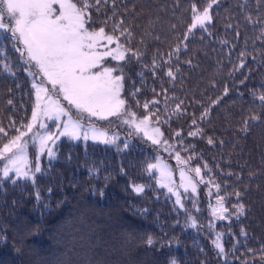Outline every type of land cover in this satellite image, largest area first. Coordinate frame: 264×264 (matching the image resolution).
I'll use <instances>...</instances> for the list:
<instances>
[{
    "label": "trees",
    "instance_id": "1",
    "mask_svg": "<svg viewBox=\"0 0 264 264\" xmlns=\"http://www.w3.org/2000/svg\"><path fill=\"white\" fill-rule=\"evenodd\" d=\"M209 2L90 0L96 6L89 11L91 28L131 34L119 41L131 49L129 59L115 62L124 68L121 96L138 117L155 113L150 120L163 139L176 141L209 176L211 195L202 185L197 208L186 200V213L157 183V171H145L157 158L175 166L173 157L148 138L127 134L133 130L116 118L93 120L133 135L129 147L121 139L109 145L63 138L56 158L43 155L35 183L5 180L0 264H169L173 257L177 264H264V103L258 99L264 95V0H218L206 28L189 33L192 4L203 10ZM5 46L15 74L0 70V127L7 133H0V147L31 121L35 103L20 54L0 37ZM151 101L157 103L145 109ZM133 184L145 191L135 193ZM217 196L230 212L244 205L238 219L218 221L226 257L217 254L208 225ZM188 215L199 228L186 227Z\"/></svg>",
    "mask_w": 264,
    "mask_h": 264
},
{
    "label": "snow or ice",
    "instance_id": "2",
    "mask_svg": "<svg viewBox=\"0 0 264 264\" xmlns=\"http://www.w3.org/2000/svg\"><path fill=\"white\" fill-rule=\"evenodd\" d=\"M99 2L100 0H96V4ZM217 2L218 0H210L203 10L198 9L195 3L192 4L193 22L189 26V33L198 28H206L212 20L210 10ZM95 6L90 3V0H0L2 39L11 40L15 51L20 53L21 60L28 65L25 71L33 76L32 87L35 90L31 121L22 126L25 130L17 129L18 134L9 138L8 142L0 147V161L3 162L0 167V185L5 180H11L13 184L19 180H30L35 183L36 173L42 171L41 156L47 155L49 159L56 158V144L61 136L72 140L83 139L109 145L115 144L119 139L118 135L115 133L110 135L109 131L99 127L93 118L109 120L114 117L132 127L137 134L143 133L153 144L168 143L167 140L162 141L159 138L163 135L159 128H152L150 124L151 116L155 113L137 118L136 113L130 110L126 100L122 98L123 66L119 63L116 67L104 66L109 57L117 62H126L129 59L127 54L131 52V49L119 42L120 36L128 33L127 29L120 31L117 36L107 33L104 26L98 29L90 27L92 16L89 9ZM96 10L99 11V8ZM119 28L120 25L117 24L113 32L118 31ZM128 35L131 34L128 33ZM105 41L106 44L103 43ZM113 43L115 47L110 48L109 46ZM16 45H22V48ZM0 54L4 56V59L0 60V70L14 75L13 67L7 58L6 46L0 48ZM241 55L243 56V53ZM132 57L139 59V54L132 52ZM155 63L153 61L154 65ZM242 66L243 61H241ZM33 68L35 72L32 71ZM37 74L42 75L39 81L35 79ZM167 75L173 76L171 69ZM46 84H50L51 87H47ZM132 95L135 96V93ZM60 97L76 110L75 117L70 109L61 103ZM258 99L264 103V95H260ZM9 103L12 102L9 101ZM137 103L139 104V101ZM149 103L154 104L157 101L145 102L143 107L147 109ZM179 108L180 105H177V109ZM45 119L53 122L62 121L57 124V128L63 130L58 134L51 132L43 122ZM251 119L256 120L259 117L253 116ZM192 123L195 124L196 121L193 120ZM199 131L189 132V135H198ZM0 133H3L4 137L7 136L2 127H0ZM208 142L211 144L212 140L209 139ZM128 147L129 142L125 140L124 148ZM30 148L35 151V160L31 157ZM176 158L182 164L188 163L187 160L181 159L179 152L176 153ZM204 167L207 168V164ZM154 170L159 173L157 183L175 195V204L180 208H184V203L178 188L182 187L185 193L189 189L192 193H196L197 185L204 182L200 167L190 169L196 177H201L198 181L181 168L179 186L174 184L171 170L159 158L156 163H149L145 169L150 173ZM209 183L213 182L209 181ZM214 186L219 190V184ZM145 187L143 184L132 185L133 191L137 194L143 193ZM235 195L239 197L240 194L235 193ZM192 202L195 207V199ZM232 208L233 211L230 212L225 207V197L217 196L212 214L223 220L229 219L234 214L238 219L244 212L243 204L233 205ZM185 212L187 213V209ZM186 227L199 228L195 217L187 216ZM209 227L211 228L212 225L210 224ZM222 235L217 233L212 243L217 254L226 257ZM147 244L154 245L155 239L149 236ZM169 264H177L176 259L171 258Z\"/></svg>",
    "mask_w": 264,
    "mask_h": 264
},
{
    "label": "rangeland",
    "instance_id": "3",
    "mask_svg": "<svg viewBox=\"0 0 264 264\" xmlns=\"http://www.w3.org/2000/svg\"><path fill=\"white\" fill-rule=\"evenodd\" d=\"M5 22L7 23L8 21H7V19L5 18ZM2 33H0V37H2ZM10 41V43H11V45H12V47H13V42L11 41V40H9ZM103 43H107L106 41L105 42H103ZM16 47H21L22 48V45H16ZM110 48H114L115 47V43H113L112 45H110L109 46ZM15 50V49H14ZM20 54V53H19ZM20 60H21V58H20ZM115 60H112L110 57L109 58H107V60L105 61V63H104V66H106V67H116L115 66ZM21 63H22V68L24 69V71H25V68L26 67H28V65H26L25 63H24V61L23 60H21ZM32 71L33 72H35L36 70L33 68L32 69ZM26 72V74L27 75H29V77H30V79H31V81H32V83H33V76L32 75H30L29 74V72H27V71H25ZM115 74H119V73H115ZM35 79L37 80V81H39L40 79H42V75L41 74H37L36 75V77H35ZM46 86L47 87H51V85L50 84H46ZM60 99H61V103L66 107V108H69L70 109V111H71V113L73 114V116L75 117V115H76V110L74 109V108H71L70 107V105H68V102L67 101H64L63 100V98L62 97H60ZM114 118V117H113ZM137 118H142V117H138L137 116ZM93 120H96L95 118H93ZM117 119H115V121H116ZM115 121H113L112 123L114 124L115 123ZM43 122L48 126V130H50L51 132H54V133H59V131H62L63 129L62 128H57V124H60V123H62V121H56V122H53V121H50V120H43ZM150 124H151V126H152V128H158L157 126H155V124L150 120ZM113 126H115V125H113ZM113 126L112 127H110L109 129H108V131H109V134L111 135V134H113V133H115V134H117L118 135V137H119V139L118 140H123L124 142H125V140H127L128 142H130L132 139H133V135H131V136H126L125 135V132H124V134L123 133H121L118 129H116V128H113ZM126 127H128L129 129H132L133 130V128L132 127H130L129 125H127V124H124V126H123V128H125L126 129ZM125 129H123L124 131H125ZM22 130H25V129H22ZM150 131H151V129H150ZM130 133H135L136 135L135 136H139V137H141V138H143L142 136H144L143 135V133H139V134H137L136 132H134V130L133 131H130V132H128L127 134H130ZM142 135V136H141ZM145 138H148L147 136H144ZM63 138H67L66 136H61L58 140H57V142L58 141H60L61 139H63ZM162 141L163 140H165V139H163V137H159ZM70 139V138H69ZM144 139V138H143ZM72 140V139H71ZM79 140H83V139H79ZM74 141H78V140H74ZM167 144H164V143H161V144H158L159 146H160V148L165 152V154H166V156H169V155H171L172 157H173V160H174V164H175V166H172L170 163H168V162H166L164 159H159L163 164H166L167 166H168V168L171 170V173H172V180H173V182H174V184L176 185V186H179L180 184H181V176H180V169L181 168H183V169H185V171H186V173L189 175V176H192L193 177V179L194 180H200L201 179V177H196L195 176V173L194 172H191L190 171V169H194V168H196V167H198V166H193V165H191V163H190V160L183 154V151H184V149L183 148H181V147H179V145H178V143L176 142V141H168L167 140ZM29 152H30V154H31V157H32V159L33 160H35V151L32 149V148H30L29 149ZM177 152H179L180 153V157H181V159L182 160H187L188 161V163H186V164H182V163H180L178 160H177V158H176V153ZM42 157L43 156H41V158H40V164H41V159H42ZM2 161H0V167H2ZM36 175H37V173H36ZM201 176H202V178H203V183H199L198 185H197V192L196 193H192L191 192V189H189V191L187 192V193H185V191H184V189L182 188V187H180V188H178V190H179V192L181 193V196H182V200H183V203H184V208H182L183 210H185L186 209V200L188 201V200H190V199H195L198 195H199V188L202 186V185H207V190L209 191V194L211 195V187H209V185H208V183H209V181H210V178H209V176H207V174L205 173V171H203L202 169H201ZM36 177V176H35ZM158 178H159V173L157 172V180H158ZM165 190H166V193L168 194V195H170V196H172L174 199H176V197H175V195H173L172 193H169L168 192V190H167V188H165V187H163ZM217 189L216 188H214V192L216 191ZM220 197H222V196H220ZM216 200H217V197L215 198V200L212 202V204L210 205V219H209V221H208V225H212V227H211V229H212V232L214 233V239H215V237H216V234L217 233H222L223 234V231L221 230V229H218L217 228V224H218V221L219 220H221V219H219V218H217V217H215V216H213V214H212V208L216 205ZM196 201V205H195V207L192 205V207L193 208H197V204L199 203V200H198V198H197V200H195ZM223 220H226V219H223ZM222 244H223V235H222ZM223 247H224V244H223ZM224 249H225V247H224ZM223 257H225V256H223Z\"/></svg>",
    "mask_w": 264,
    "mask_h": 264
}]
</instances>
